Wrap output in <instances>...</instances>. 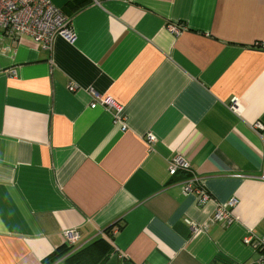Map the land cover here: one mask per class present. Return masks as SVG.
I'll return each instance as SVG.
<instances>
[{
	"label": "crops",
	"instance_id": "0c3cea01",
	"mask_svg": "<svg viewBox=\"0 0 264 264\" xmlns=\"http://www.w3.org/2000/svg\"><path fill=\"white\" fill-rule=\"evenodd\" d=\"M49 2L71 40L0 33V264H42L70 231L74 250L107 237L103 264H253L264 0ZM177 157L191 173L169 175ZM194 177L206 202L182 194ZM230 199L235 221L212 223Z\"/></svg>",
	"mask_w": 264,
	"mask_h": 264
},
{
	"label": "built area",
	"instance_id": "2783aa9c",
	"mask_svg": "<svg viewBox=\"0 0 264 264\" xmlns=\"http://www.w3.org/2000/svg\"><path fill=\"white\" fill-rule=\"evenodd\" d=\"M105 0H92L94 5L100 6ZM175 35L181 33L182 28L171 27ZM0 33L8 36L11 40L27 36L34 41L41 42L47 48L54 35H59L66 40L72 39L67 19L56 10L49 0H0ZM94 102L90 105L95 109L100 105L113 107L109 99L102 98L93 93ZM238 99H232L228 108L236 111ZM119 111V110H118ZM255 129H261L260 123L254 124ZM123 129L125 127L123 126ZM151 138V135L148 137ZM178 172L191 173L187 161L180 157L175 158L169 166V175L175 176ZM181 191L183 195L194 194L199 201L206 202L208 196L203 191L200 181L187 178L182 182ZM236 205L235 199H230L225 204L219 205L211 217L212 223H219L223 227L229 226L235 221L232 208ZM79 240L77 231L66 233V244L73 246ZM243 242L252 246L256 253L253 264H264V237H255L251 232L243 238Z\"/></svg>",
	"mask_w": 264,
	"mask_h": 264
},
{
	"label": "trees",
	"instance_id": "16d2710c",
	"mask_svg": "<svg viewBox=\"0 0 264 264\" xmlns=\"http://www.w3.org/2000/svg\"><path fill=\"white\" fill-rule=\"evenodd\" d=\"M111 250L107 237L98 238L75 250L72 245H64L44 259L42 264H103Z\"/></svg>",
	"mask_w": 264,
	"mask_h": 264
}]
</instances>
